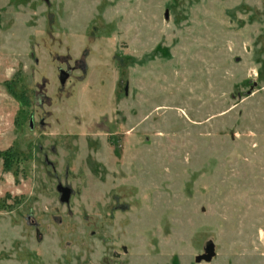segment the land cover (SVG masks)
Listing matches in <instances>:
<instances>
[{"label":"rangeland","instance_id":"rangeland-1","mask_svg":"<svg viewBox=\"0 0 264 264\" xmlns=\"http://www.w3.org/2000/svg\"><path fill=\"white\" fill-rule=\"evenodd\" d=\"M0 264H264V0H0Z\"/></svg>","mask_w":264,"mask_h":264},{"label":"water","instance_id":"water-1","mask_svg":"<svg viewBox=\"0 0 264 264\" xmlns=\"http://www.w3.org/2000/svg\"><path fill=\"white\" fill-rule=\"evenodd\" d=\"M65 76H66V74L61 71V75H60V78H59L60 82H63ZM57 190L61 191L60 201H63V202L67 201L68 200V196H69V188L62 187V186L58 185L57 186ZM213 254H214V252H213L212 246H208L205 249V253L202 254V255H199L197 257V260L203 259V260L209 261L210 258L213 256Z\"/></svg>","mask_w":264,"mask_h":264},{"label":"flooded vegetation","instance_id":"flooded-vegetation-1","mask_svg":"<svg viewBox=\"0 0 264 264\" xmlns=\"http://www.w3.org/2000/svg\"><path fill=\"white\" fill-rule=\"evenodd\" d=\"M64 73V72H63ZM60 75H61V72H60ZM60 80V79H59ZM60 192V196H61V191H59ZM59 199H60V197H59Z\"/></svg>","mask_w":264,"mask_h":264}]
</instances>
